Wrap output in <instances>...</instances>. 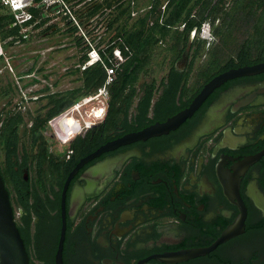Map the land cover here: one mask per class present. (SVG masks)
<instances>
[{"label": "flooded vegetation", "instance_id": "obj_1", "mask_svg": "<svg viewBox=\"0 0 264 264\" xmlns=\"http://www.w3.org/2000/svg\"><path fill=\"white\" fill-rule=\"evenodd\" d=\"M207 24L187 60L184 50L173 69L139 77L129 109L119 103L115 110L108 95L101 117L73 136L61 135L66 126L54 131L48 117L81 86L76 70L37 68L46 63L37 53L24 58L29 68L5 70L0 175L4 185L11 180L7 191L29 264H55L63 215V264H264V72L225 82L176 129L103 152L75 170L106 143L189 106L208 82L195 65L189 69L196 42L203 56L223 48ZM241 40L226 53L235 55ZM253 59L263 63L264 52ZM179 254L188 257L168 260Z\"/></svg>", "mask_w": 264, "mask_h": 264}, {"label": "trees", "instance_id": "obj_2", "mask_svg": "<svg viewBox=\"0 0 264 264\" xmlns=\"http://www.w3.org/2000/svg\"><path fill=\"white\" fill-rule=\"evenodd\" d=\"M42 1L34 0L37 9L31 10L35 19L38 20L35 29L45 24L47 19L45 16L46 10L50 12L56 10V6H50L45 9L42 6ZM65 1L83 7L76 14L78 21L83 26L93 17H99L98 14L103 9L111 8L116 4L115 10L117 14L108 23V27L113 29V26L117 24L114 30H116V37L122 35L123 45L118 47L122 50L125 61L118 67L113 83L108 86V104L115 110L119 103H125L126 110L134 103L136 94L134 86L137 84L139 77L151 66L153 60L151 54L158 44L170 38L173 41V51L176 53V58H178L184 52L192 32L196 31L195 36H197L205 23L211 25L212 34L216 37H221L223 34L222 36L226 35L227 38L236 37L243 40L238 42L242 48L237 49L235 55L227 54L224 49L220 48H215L207 54L205 61L207 64L203 63L206 68L201 70L203 82L209 81L213 76L221 72L253 65L258 62L257 59H253L256 53L262 54L264 52V0H236L238 3L241 2L240 7L233 15L234 21L231 22L229 27L227 26L226 31L223 28L226 25L224 18L228 15L226 12L227 0H148L147 6L151 8L136 22L132 23L130 27H128L127 21L120 22L124 15L129 18L128 8L120 3L121 0ZM164 3V10L161 11ZM63 11L65 12V10ZM216 21H218L217 25L215 24ZM13 22L14 17L1 9L0 41L4 42L10 39L4 46H11L15 42H24L19 33L20 27L12 26ZM67 23L71 22L67 21ZM180 27H182L181 30ZM51 28L52 26L48 29ZM222 30L223 33H221ZM70 31L72 33L76 32L77 27L73 26ZM247 38H250V40H245ZM75 42L80 45L83 42V38L79 36ZM223 43L225 45L223 46L227 48L233 45L232 41ZM116 45L115 43L109 45L105 53L111 55ZM200 45L201 41L198 40L191 56L190 70L198 59L203 56ZM101 57L103 63L108 64L106 54L101 53ZM80 59V63H84L86 56L83 55ZM171 69H173V66ZM79 74V79L82 81L81 86L76 89L71 100L54 105L48 117L49 119L64 112L78 99L94 94L105 82L106 73L101 63L94 64ZM145 83L147 84V82ZM176 83L179 84V82ZM147 105H149V102ZM112 117H115L114 112L111 114ZM10 171L13 172L12 167ZM18 178L19 185L17 187L23 183L21 178ZM9 185H11V180H5V188L7 190ZM17 196L20 198L22 194L18 193ZM11 201H14L19 206L22 204V200ZM17 226L21 233L20 224H17Z\"/></svg>", "mask_w": 264, "mask_h": 264}, {"label": "rangeland", "instance_id": "obj_3", "mask_svg": "<svg viewBox=\"0 0 264 264\" xmlns=\"http://www.w3.org/2000/svg\"><path fill=\"white\" fill-rule=\"evenodd\" d=\"M65 1V0H64ZM130 0H121L120 3H122L125 7L128 5V2ZM136 5L132 8V5H129V11L128 15L129 18L124 15L123 19L120 21L121 23L124 21H127L128 27L131 26L132 23L136 22L140 17H142L145 12L148 11L147 8H145L148 4V0H134ZM65 3L69 6L70 11L72 12V15L76 17V14L78 11L83 8L81 5L78 8L77 5L74 3ZM241 3V2H240ZM240 3H238L236 0H227L226 7H227V16H225L224 21L226 25H224V30L229 27L231 22L234 21L233 15L237 12V9L240 7ZM238 4V5H237ZM115 5L111 8L103 9L98 15V25L96 28H98L96 32V28L94 29L93 33H91V36H86L87 38H92L93 41L100 42L99 46H102L103 48L110 42H117L118 37H116V28L117 24L113 26V29H110L108 27V23L114 19V17L117 14V11L115 10ZM165 3L161 7V11L164 10ZM59 9V8H57ZM136 11V16L132 17L131 12ZM46 16V22L43 26L40 28H37L32 33L29 32L28 39L23 40L24 42H15L11 46H4L6 42H8L10 39H7L6 41H0V91L7 89V83L5 81V70L9 68L16 69L18 71L25 70L29 68L30 64L27 62L24 58L28 57L29 54L37 53L41 58H44L45 64L43 66L37 65L36 67H40L41 69H59V70H67V72H71L74 70H77V74L81 72V68L83 63H80V58L87 52V47H85L84 41L78 45L75 40L81 36L82 34L77 29L76 32H71L70 29L75 26L74 23H67V21L70 20V17L64 16L63 13L57 15L56 11L50 12L49 10H46L45 13ZM229 18V19H228ZM229 22V24H228ZM120 23V24H121ZM207 24V23H205ZM215 24H218V21L215 22ZM100 25V26H99ZM208 25V24H207ZM50 26H52L51 29H48ZM233 27V24H232ZM81 28L83 29V26L81 25ZM212 28V27H211ZM182 27H180V30ZM85 30V29H84ZM90 30V29H87ZM212 30V29H211ZM226 31V30H225ZM223 33V30L222 32ZM226 33V32H225ZM223 35V34H222ZM216 37L215 41L218 39H221V46L224 45L223 42L227 41L230 42L236 37H228L222 36ZM122 36V35H120ZM83 38V37H82ZM98 38H101L100 40ZM85 39V38H83ZM216 43V42H215ZM173 41L170 40V38H167L165 41H163L161 44H158L156 48L152 51V63L151 66L145 70V72L140 76V78L144 79L145 74L149 69H159V71L166 70L170 68L176 59V53L173 51ZM123 45V44H121ZM225 46V45H224ZM226 48V47H224ZM233 45L230 47L229 51L231 52L233 50ZM220 48V47H219ZM206 55L201 56L198 61L195 63V66L193 69L194 73L198 71V73H201V70L206 68L203 63L206 61ZM208 61V60H207ZM206 63V62H205ZM207 64V63H206ZM79 70V71H78ZM79 72V73H78ZM144 75V76H143ZM77 76V75H76ZM13 78V77H12ZM139 78L138 82L141 81ZM151 76H148L147 79H150ZM195 78V74L192 75V79ZM79 80V79H78ZM137 82V83H138ZM11 85H14V88L19 90L21 87V84H15L14 82L9 83ZM80 82L78 81L76 86H79ZM1 91V92H2ZM22 93L19 94L22 95L25 93V90L22 89ZM5 100L0 101V105L3 104ZM92 104L83 107L82 110H88ZM29 107L31 110L35 108L33 104H29ZM75 117H79L77 113H75ZM86 121H90L89 118H85ZM24 138L21 136V144L26 143V140H23Z\"/></svg>", "mask_w": 264, "mask_h": 264}, {"label": "built area", "instance_id": "obj_4", "mask_svg": "<svg viewBox=\"0 0 264 264\" xmlns=\"http://www.w3.org/2000/svg\"><path fill=\"white\" fill-rule=\"evenodd\" d=\"M42 6L47 9L50 6H56V14L59 15L61 13L64 14V16L70 17V22L74 23L77 29L82 34L81 37L85 38L83 39L85 43V47H87V52L85 53L86 61L83 63L81 72L84 71L86 68L101 63L103 64V68L105 70V82L104 84L94 93L87 96H84L77 101H75L67 110L60 113L59 115L55 116L50 121V127L61 134L58 131L59 126H66L65 132H63L61 135L64 136L66 134L68 135H75V133H78L80 130L85 128L87 125L91 124L92 121L97 120L101 117L102 113L105 109V103L108 98V86L113 83L115 73L118 69V67L124 63L125 57L123 56L122 50L118 47L121 44H123V38L119 36L117 39V42H110L108 43L104 48L102 46H99L100 42H94L92 38H87L86 36H91V33H93L94 29L98 25V16L93 17L90 19L84 26L83 29L81 28V24L78 21L77 17H74L72 15V12L70 11L69 6L65 3L64 0H43ZM132 5V8L135 7L136 3L134 0H130L128 2L127 8L129 11V5ZM80 6H78L79 8ZM59 8V9H57ZM148 10L151 8L150 6H146ZM7 11L9 14H11L14 17V22L12 26H19L20 30L19 33L22 36L23 40L28 39L29 32L35 31V26L38 24V20L35 19V16L31 12L32 9H37L36 4L34 3V0H0V10ZM65 10V12L63 11ZM131 16H136V11L131 12ZM100 26V25H99ZM183 27V26H182ZM85 29V30H84ZM90 29V30H87ZM98 28H96L97 32ZM204 32V31H203ZM99 40L101 38H98ZM117 44L116 47L112 50L111 55H107L105 53L106 49L111 44ZM101 53L106 54L107 56V62L103 63ZM0 55L1 50H0ZM92 104V106L88 110H82L83 107H86L88 105ZM101 111L100 116H97L95 114V111ZM75 113L78 114V118L75 117ZM85 118H89L90 121H86ZM75 127V130L73 133H69L70 130H73Z\"/></svg>", "mask_w": 264, "mask_h": 264}, {"label": "water", "instance_id": "obj_5", "mask_svg": "<svg viewBox=\"0 0 264 264\" xmlns=\"http://www.w3.org/2000/svg\"><path fill=\"white\" fill-rule=\"evenodd\" d=\"M208 30V26L203 27V31ZM195 32H192L188 39V43L183 55L187 60V55L190 51L191 43ZM264 72V62L252 66H243L234 68L220 73L211 78L199 91V93L192 99L189 106L168 118L163 123H155L137 133L126 135L113 142H108L104 146L100 147L93 154L82 160L75 170H77L84 162L97 157L103 152L113 150L119 146L134 142L146 140L153 136L166 134L169 131L176 129L187 118L200 107V105L206 100V98L218 87L225 82L245 76H252ZM74 170V171H75ZM64 197V193H63ZM64 200H62L63 208ZM64 214V212H63ZM65 237V220L64 215L62 219V227L59 234L57 250L55 253V264L62 263V247ZM188 257V255H174L171 256L169 261H180ZM0 264H29V258L25 250L23 240L15 222L14 212L11 206L10 198L7 189L5 188L4 181L0 175Z\"/></svg>", "mask_w": 264, "mask_h": 264}, {"label": "bare ground", "instance_id": "obj_6", "mask_svg": "<svg viewBox=\"0 0 264 264\" xmlns=\"http://www.w3.org/2000/svg\"><path fill=\"white\" fill-rule=\"evenodd\" d=\"M95 114L97 115V116H100V114H101V111H95Z\"/></svg>", "mask_w": 264, "mask_h": 264}]
</instances>
